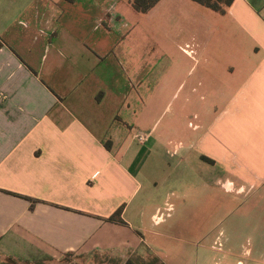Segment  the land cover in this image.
Wrapping results in <instances>:
<instances>
[{
    "label": "crops",
    "instance_id": "obj_1",
    "mask_svg": "<svg viewBox=\"0 0 264 264\" xmlns=\"http://www.w3.org/2000/svg\"><path fill=\"white\" fill-rule=\"evenodd\" d=\"M144 17L149 28L132 27ZM156 30L194 43L173 61ZM0 41V264L145 258L174 191L219 196L246 239L235 264H264V0L224 12L159 0L145 13L123 0H0ZM142 78L154 101L178 84L177 124L158 134L151 110L139 129Z\"/></svg>",
    "mask_w": 264,
    "mask_h": 264
},
{
    "label": "rangeland",
    "instance_id": "obj_2",
    "mask_svg": "<svg viewBox=\"0 0 264 264\" xmlns=\"http://www.w3.org/2000/svg\"><path fill=\"white\" fill-rule=\"evenodd\" d=\"M133 1L134 0H123V9L126 5L131 6ZM139 20L141 22L132 27L144 31L150 27L146 23L145 17ZM153 21L157 23L156 20L153 19ZM190 23L192 22H188V24ZM155 27L156 26L153 28ZM156 33L157 30L153 34L160 43L169 45L170 53H167V55L173 61H177V57L181 58V52L177 49L178 43H181V45L187 49H191L192 44L194 43L193 40L188 39V37L185 38V42H176L178 38H176L175 33H172L171 31L168 33L169 37H161ZM141 34L142 33L138 34L136 42H134L136 52H138V55L136 56V66L139 67H142L143 58L140 55V52L143 49L142 45H144L143 36ZM129 42L130 38L125 37V41H123L121 45L122 48H124V46H129ZM159 51H161V49ZM163 60V54L159 52L153 54L154 63ZM184 60H186V63H183L182 65L180 64V69H186V71L189 72V77H195L197 75V70L194 60L188 57H185ZM124 69L129 73L128 60L126 63H122V70ZM142 73L144 74V69H142ZM136 80L138 83H141L135 85V88L139 87V97L138 100L135 101L134 106L135 113L138 115L137 120L139 121V127H141L139 129L145 130L142 126V121L145 118L146 113L150 110L153 112L152 118L154 122H156V130L154 131V134L162 132L167 124H177L179 117L176 116V112L181 102L180 92L177 90L178 84L173 86L174 90H171V94L166 100L154 101L156 87L153 84L148 86L151 83L147 84L144 78H142V80ZM147 91H150V93L148 92V95L146 94ZM189 121H191V125L197 123V119H195L193 115L190 116L188 122ZM171 137H174L177 141V139L182 136L181 134L173 133ZM169 148L170 150H174L172 144L169 145ZM168 192L170 193V191ZM234 197L236 196H233L232 202L233 206L236 208L239 205V201L236 200L237 197ZM167 203L171 204L170 206L172 207L169 211L166 208ZM194 203L196 205L200 204V206L194 208ZM162 209L164 214L167 215V218L162 224L153 228V237L151 238L152 242L150 246L152 252H148L149 254L145 258L132 256L129 258L133 260L132 264H235L236 257V259H244L240 252L244 249L246 239L241 237L240 224H238L237 229H234L232 235V218H236L237 213L230 212L229 209L223 208L220 204L219 196L216 198L214 196L210 197L208 193L205 192L200 196L197 195V193L195 194L191 192L187 199H183L179 195V192L174 191L169 194L167 202ZM167 213H169V215ZM237 234L238 240H236ZM99 261L100 263H110L111 258L104 255L100 257ZM66 262L67 260H63L60 264H65ZM70 262V264L88 263L87 261L84 262L81 260H72ZM96 262H98V260H96ZM5 264L19 263L13 260L5 262ZM23 264L29 263L24 262Z\"/></svg>",
    "mask_w": 264,
    "mask_h": 264
},
{
    "label": "trees",
    "instance_id": "obj_3",
    "mask_svg": "<svg viewBox=\"0 0 264 264\" xmlns=\"http://www.w3.org/2000/svg\"><path fill=\"white\" fill-rule=\"evenodd\" d=\"M159 0H134L132 5L133 7L142 13L147 12L151 9ZM204 6H207L213 10L224 12L227 7L231 5L233 0H194ZM2 46V42L0 41V47ZM121 210H118L110 219H116L120 214ZM133 260L129 259L126 264H132Z\"/></svg>",
    "mask_w": 264,
    "mask_h": 264
},
{
    "label": "built area",
    "instance_id": "obj_4",
    "mask_svg": "<svg viewBox=\"0 0 264 264\" xmlns=\"http://www.w3.org/2000/svg\"><path fill=\"white\" fill-rule=\"evenodd\" d=\"M136 137L139 140V142H145L147 140V138H148V135L145 132H138ZM170 205L171 204H168V203L166 204V208H167L168 211L172 208ZM165 215L166 214H164L163 210H159L158 214H157V216L155 218V221H157V223L162 221L164 219Z\"/></svg>",
    "mask_w": 264,
    "mask_h": 264
}]
</instances>
